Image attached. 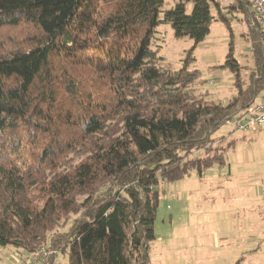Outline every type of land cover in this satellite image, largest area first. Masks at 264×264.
Wrapping results in <instances>:
<instances>
[{
    "label": "trees",
    "instance_id": "16d2710c",
    "mask_svg": "<svg viewBox=\"0 0 264 264\" xmlns=\"http://www.w3.org/2000/svg\"><path fill=\"white\" fill-rule=\"evenodd\" d=\"M212 1L0 0V247L28 258L51 246L69 264H152L160 184L224 166L235 141L212 155V135L263 84L252 27L249 88L229 54L237 95L224 105L196 94L201 73L189 66ZM238 1L231 9L247 12ZM167 24L195 44L180 70L151 49Z\"/></svg>",
    "mask_w": 264,
    "mask_h": 264
},
{
    "label": "rangeland",
    "instance_id": "374dc122",
    "mask_svg": "<svg viewBox=\"0 0 264 264\" xmlns=\"http://www.w3.org/2000/svg\"><path fill=\"white\" fill-rule=\"evenodd\" d=\"M238 2H211L215 19L209 35L194 49L195 61L189 66L201 73L193 86L196 94L224 105L238 93L235 74L223 68L229 54L240 67L244 90L255 67L252 8L248 6L247 12L231 9ZM220 11L227 22L220 20ZM193 47L190 38L176 39L170 24L160 26L151 43V49L163 58L162 65L173 70L184 66L186 53ZM212 140V155L226 151L235 141L225 153L224 166L159 186L152 264H264V129L241 133L232 120ZM73 220L59 231L69 230ZM25 255L23 249L0 247V264H23ZM53 264H69L68 256L60 253Z\"/></svg>",
    "mask_w": 264,
    "mask_h": 264
},
{
    "label": "built area",
    "instance_id": "2783aa9c",
    "mask_svg": "<svg viewBox=\"0 0 264 264\" xmlns=\"http://www.w3.org/2000/svg\"><path fill=\"white\" fill-rule=\"evenodd\" d=\"M252 8L253 21L251 26L261 33V50L264 59V0H246ZM262 87L256 94L250 106L239 111L233 120H236L237 130L241 133H255L264 129V65L262 73ZM259 98V100H258ZM60 253L51 246H42L26 258L23 264H49Z\"/></svg>",
    "mask_w": 264,
    "mask_h": 264
},
{
    "label": "crops",
    "instance_id": "0c3cea01",
    "mask_svg": "<svg viewBox=\"0 0 264 264\" xmlns=\"http://www.w3.org/2000/svg\"><path fill=\"white\" fill-rule=\"evenodd\" d=\"M237 264H240V263H237Z\"/></svg>",
    "mask_w": 264,
    "mask_h": 264
}]
</instances>
